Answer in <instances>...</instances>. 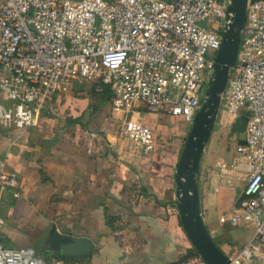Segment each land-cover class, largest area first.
<instances>
[{"label": "built area", "instance_id": "1", "mask_svg": "<svg viewBox=\"0 0 264 264\" xmlns=\"http://www.w3.org/2000/svg\"><path fill=\"white\" fill-rule=\"evenodd\" d=\"M229 0H0V128L34 126L52 95L74 82L112 90L123 134L149 151L153 130L131 115L143 103L153 112L199 111L221 46ZM213 53V57L211 54ZM232 116L247 114L245 136L223 167L238 172L242 196L230 217L252 230L232 264H253L264 245V0H248L235 65L222 94ZM15 176L0 156V188ZM3 220L0 218V230ZM0 264L45 261L0 241ZM173 264H205L200 256Z\"/></svg>", "mask_w": 264, "mask_h": 264}, {"label": "crops", "instance_id": "2", "mask_svg": "<svg viewBox=\"0 0 264 264\" xmlns=\"http://www.w3.org/2000/svg\"><path fill=\"white\" fill-rule=\"evenodd\" d=\"M135 113L153 130L149 151L123 134L112 96L105 99L89 82L52 95L34 126L19 133L0 128V156L16 180L0 188L1 243L45 264H173L194 256L176 205L175 174L189 127L182 116L143 103L131 113L137 120ZM222 157L201 165V210L215 241L236 255L252 230L230 220L244 182ZM52 224L91 238L94 254L64 260L45 254ZM253 264H264V245Z\"/></svg>", "mask_w": 264, "mask_h": 264}, {"label": "water", "instance_id": "3", "mask_svg": "<svg viewBox=\"0 0 264 264\" xmlns=\"http://www.w3.org/2000/svg\"><path fill=\"white\" fill-rule=\"evenodd\" d=\"M248 0H229L221 46L214 58L205 96L196 113L179 156L176 179V205L183 228L205 264H232L231 255L214 240L201 210L199 176L206 146L211 140L222 107V94L230 70L235 65L246 22ZM50 251L56 258H89L96 249L91 238L62 233L56 224L49 231ZM56 251V253H55Z\"/></svg>", "mask_w": 264, "mask_h": 264}, {"label": "rangeland", "instance_id": "4", "mask_svg": "<svg viewBox=\"0 0 264 264\" xmlns=\"http://www.w3.org/2000/svg\"><path fill=\"white\" fill-rule=\"evenodd\" d=\"M211 57H213V53L211 54ZM208 81L209 79L207 80V84ZM246 114L247 113L244 111L240 114V116L232 117L224 111L223 107H221L211 140L206 146V150L203 154V165H209L212 162L214 163L216 161H219L221 158H224L222 157L223 154H225V163H227L230 159L233 158L234 155H236L237 146L243 141L245 136V125L242 118L243 116H246ZM136 117L138 118V121L141 120L139 118V115L137 116L136 114ZM186 122V127H189L190 129L191 124L189 122ZM225 175L227 176L226 171ZM230 226V223L225 225L226 228ZM197 255L199 256L198 253Z\"/></svg>", "mask_w": 264, "mask_h": 264}, {"label": "trees", "instance_id": "5", "mask_svg": "<svg viewBox=\"0 0 264 264\" xmlns=\"http://www.w3.org/2000/svg\"><path fill=\"white\" fill-rule=\"evenodd\" d=\"M92 86H93V88H94V90H95V86H94V85H92ZM95 91H96V90H95ZM100 92L105 94V99H108V97H109L110 95L112 96V90H111L110 86H108V85H104L103 90L100 91ZM242 120H243L244 125H246V122H247V115H246V116H243ZM236 130H237V129H236ZM192 252H193V255H194V256H198L194 249L192 250ZM187 257H192V256H187ZM187 257H185V258H187ZM185 258H183V259H185ZM181 260H182V259H181Z\"/></svg>", "mask_w": 264, "mask_h": 264}]
</instances>
